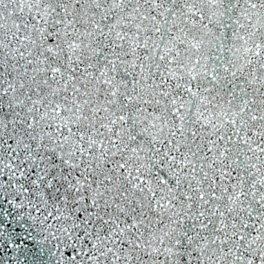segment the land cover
<instances>
[{
    "label": "snow or ice",
    "instance_id": "snow-or-ice-1",
    "mask_svg": "<svg viewBox=\"0 0 264 264\" xmlns=\"http://www.w3.org/2000/svg\"><path fill=\"white\" fill-rule=\"evenodd\" d=\"M0 264H264V0H0Z\"/></svg>",
    "mask_w": 264,
    "mask_h": 264
}]
</instances>
